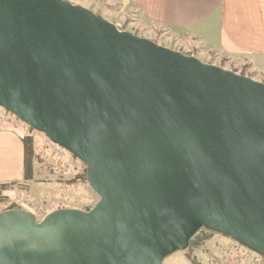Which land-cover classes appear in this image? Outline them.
<instances>
[{
	"label": "water",
	"instance_id": "obj_1",
	"mask_svg": "<svg viewBox=\"0 0 264 264\" xmlns=\"http://www.w3.org/2000/svg\"><path fill=\"white\" fill-rule=\"evenodd\" d=\"M0 108L98 196L0 211V264H162L199 230L264 260V82L68 0H0Z\"/></svg>",
	"mask_w": 264,
	"mask_h": 264
},
{
	"label": "rangeland",
	"instance_id": "obj_2",
	"mask_svg": "<svg viewBox=\"0 0 264 264\" xmlns=\"http://www.w3.org/2000/svg\"><path fill=\"white\" fill-rule=\"evenodd\" d=\"M101 15L118 29L148 38L159 45L195 55L202 61L213 63L264 82V75L251 71L247 65L229 60L216 51L200 52L182 30H163L146 21L129 0H68ZM0 127H9L21 136L32 138L31 178L14 180L0 186V211L22 209L37 221L59 208L88 210L98 196L85 178V165L61 147L51 143L37 132L0 108ZM162 264H264L256 253L230 238L199 230L184 251L166 257Z\"/></svg>",
	"mask_w": 264,
	"mask_h": 264
},
{
	"label": "crops",
	"instance_id": "obj_3",
	"mask_svg": "<svg viewBox=\"0 0 264 264\" xmlns=\"http://www.w3.org/2000/svg\"><path fill=\"white\" fill-rule=\"evenodd\" d=\"M129 1L154 27L185 31L201 53H222L264 75V0ZM23 137L0 127V184L23 178Z\"/></svg>",
	"mask_w": 264,
	"mask_h": 264
},
{
	"label": "trees",
	"instance_id": "obj_4",
	"mask_svg": "<svg viewBox=\"0 0 264 264\" xmlns=\"http://www.w3.org/2000/svg\"><path fill=\"white\" fill-rule=\"evenodd\" d=\"M22 142H23V149H24L23 150L24 151L23 178L25 180H28L31 178V173H32V164H31V158H32V154H33L32 138L28 135L24 136L22 138ZM1 185H6V184H0V186Z\"/></svg>",
	"mask_w": 264,
	"mask_h": 264
}]
</instances>
